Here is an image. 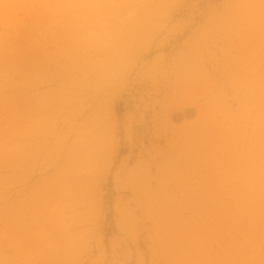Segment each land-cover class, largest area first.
Returning <instances> with one entry per match:
<instances>
[{
	"label": "rangeland",
	"instance_id": "374dc122",
	"mask_svg": "<svg viewBox=\"0 0 264 264\" xmlns=\"http://www.w3.org/2000/svg\"><path fill=\"white\" fill-rule=\"evenodd\" d=\"M0 264H264V0H0Z\"/></svg>",
	"mask_w": 264,
	"mask_h": 264
}]
</instances>
